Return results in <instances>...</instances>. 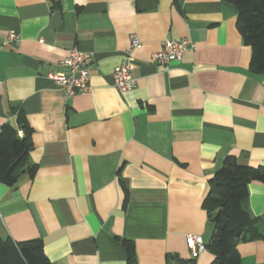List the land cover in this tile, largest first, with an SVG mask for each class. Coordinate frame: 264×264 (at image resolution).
Returning a JSON list of instances; mask_svg holds the SVG:
<instances>
[{
  "label": "crops",
  "instance_id": "1",
  "mask_svg": "<svg viewBox=\"0 0 264 264\" xmlns=\"http://www.w3.org/2000/svg\"><path fill=\"white\" fill-rule=\"evenodd\" d=\"M236 16L226 0H0V128L25 113L35 166L0 182V237L40 239L50 264H129L123 240L133 264H210L185 243L212 234L208 180L227 156L264 167V73ZM132 34L137 83L121 94L111 73ZM182 38L194 48L180 60H150ZM72 48L92 63L89 89L67 99L48 74ZM241 207L261 236L237 241L239 264H264V183Z\"/></svg>",
  "mask_w": 264,
  "mask_h": 264
},
{
  "label": "trees",
  "instance_id": "2",
  "mask_svg": "<svg viewBox=\"0 0 264 264\" xmlns=\"http://www.w3.org/2000/svg\"><path fill=\"white\" fill-rule=\"evenodd\" d=\"M226 1L234 4L235 25L243 43L251 48L250 71L264 73V0ZM15 113L17 127L4 123L0 128V182L6 185H13L22 173L32 175L35 170L28 160L32 149L31 127L22 110L16 109ZM252 181L264 183V167L243 164L233 156H227L208 180L202 208L213 226L210 239L204 244L213 255L210 264H239L237 241L261 236L255 219L241 207V200L248 194V184ZM123 243L128 262L133 264L132 245L127 240ZM42 247L40 239L15 241L0 237V264H50ZM169 264H192V260L177 258Z\"/></svg>",
  "mask_w": 264,
  "mask_h": 264
},
{
  "label": "built area",
  "instance_id": "3",
  "mask_svg": "<svg viewBox=\"0 0 264 264\" xmlns=\"http://www.w3.org/2000/svg\"><path fill=\"white\" fill-rule=\"evenodd\" d=\"M10 40H16L18 35L15 32L7 33ZM140 46V41L135 34L130 36V45L124 52L122 62L113 67L111 73V81L113 86L121 94L128 92L136 87L137 80L133 75V65L131 63L133 51ZM194 44L187 38L179 40L166 39L163 40L159 50L151 53L150 60L160 67H166L173 61L181 59L185 51L193 49ZM92 63V55L82 52L76 48L69 51L67 57L59 61V66L64 71L49 73L48 77L53 81L54 85L59 88L65 98H70L78 92H85L89 89V73L88 67ZM185 243L190 250L192 258H196L198 254L204 251V243L199 235H186Z\"/></svg>",
  "mask_w": 264,
  "mask_h": 264
}]
</instances>
